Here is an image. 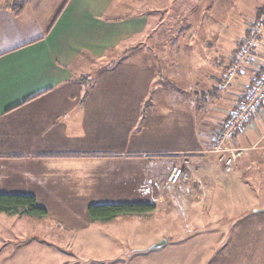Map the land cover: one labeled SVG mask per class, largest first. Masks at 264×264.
I'll list each match as a JSON object with an SVG mask.
<instances>
[{
  "label": "crops",
  "instance_id": "0c3cea01",
  "mask_svg": "<svg viewBox=\"0 0 264 264\" xmlns=\"http://www.w3.org/2000/svg\"><path fill=\"white\" fill-rule=\"evenodd\" d=\"M146 5L148 0H29L18 16L0 6V193L32 195L46 210L42 218L0 212V264H69L62 240L86 223L77 216L86 219L90 205L137 202L135 192L145 187L136 184V174L144 175L150 156L161 155L154 177L162 186L148 180L149 198L138 201L160 192L162 202L182 197L187 203L175 206L186 215L177 222L185 224L180 230L206 231L208 238L225 232L229 241L211 264H228V248L241 253L239 259L231 255V264H264V102L231 140L245 151L230 172L205 153L264 70L262 35L250 65L218 89L264 5L217 64L194 69L188 60L176 61L189 45L156 42L162 58H171L162 59V77L149 63L125 55L145 36L153 14ZM168 6L162 0V16ZM137 10L142 13L135 16ZM161 79L158 95L150 98ZM214 80L217 93L210 91ZM156 104L162 113L160 106L151 112ZM151 142L161 147L149 148ZM183 159L184 177L169 189L166 176ZM220 206L224 210L216 212ZM227 213L234 215L229 222ZM211 224L218 226L209 229ZM55 233L57 243L50 239ZM250 253L257 256L242 259Z\"/></svg>",
  "mask_w": 264,
  "mask_h": 264
},
{
  "label": "rangeland",
  "instance_id": "374dc122",
  "mask_svg": "<svg viewBox=\"0 0 264 264\" xmlns=\"http://www.w3.org/2000/svg\"><path fill=\"white\" fill-rule=\"evenodd\" d=\"M5 2L6 0L0 4L4 5ZM166 2H169V6L162 16V0H148L145 9L152 11L153 14L148 15L145 36L136 38L141 43L130 48L125 54L129 58H136V61L149 63L156 72L161 73V77L162 59L170 61L171 58H162V48H157L156 42L166 38L167 41L181 40L184 45H189L188 48L182 49L186 54L180 55L176 61L188 60L194 69L217 64L220 59L228 56L236 41L245 37L246 22L253 19L256 8L264 5V0H166ZM139 12L142 13L140 10L135 11V16H138ZM170 29L175 31L170 32ZM163 30H168L166 36L162 33ZM175 66L173 64V67ZM216 82L214 80L212 83L211 92L217 93ZM159 88H162V79L154 81L150 98L158 95ZM157 106H160L162 113V104L152 105L151 112L157 111ZM151 114L156 116V112ZM159 147L161 146L154 142L149 146L152 149ZM148 159L149 165L144 169V175L135 176L136 184L144 185L145 189L136 191L133 197L137 200L135 203L154 205L153 210L121 214L107 222L92 219L88 214L86 219L78 215L77 218L86 223L76 225L73 230L66 232L62 240L68 247L69 264H211L222 257L220 254L229 239L225 237V232L212 234L217 224L210 225L209 229H213L212 232L207 231L213 235L212 238L206 237V231L202 234H186L180 230L185 224L177 222H181V218L184 221L186 215L176 211L175 206H179L181 202L186 204V199L178 197L175 202H162L160 192L151 194L149 201H138L149 198L146 187L148 180L154 182V186L155 184L162 186L161 181L154 177L162 168V155L150 156ZM166 186L169 189L176 187ZM217 209L216 212L224 210L222 206ZM63 212L68 214L65 210ZM225 216L229 222L230 217L234 215L230 216L227 213ZM187 226L194 227L190 224ZM58 237L59 235L55 233L50 239L57 243ZM166 238L167 244L162 245ZM250 254H244L242 259L251 260L254 258L252 256H257L255 253ZM226 255V262L231 264V258L238 255L239 259L241 253L231 252L228 248Z\"/></svg>",
  "mask_w": 264,
  "mask_h": 264
},
{
  "label": "built area",
  "instance_id": "2783aa9c",
  "mask_svg": "<svg viewBox=\"0 0 264 264\" xmlns=\"http://www.w3.org/2000/svg\"><path fill=\"white\" fill-rule=\"evenodd\" d=\"M262 35H264V12L252 23L249 35L241 41L240 47L223 75L222 83L218 86L219 90L222 91L244 67L250 65L254 42ZM263 102L264 70L261 71L251 88L237 103L228 119L214 136L211 145L205 150V153L216 156L218 163L225 172H230L233 169L235 163L245 151V148L231 145V140L249 122L252 115L260 108ZM187 163L188 160L183 159L180 163L170 168L166 176L167 185L176 186L182 181L184 177L183 165Z\"/></svg>",
  "mask_w": 264,
  "mask_h": 264
},
{
  "label": "trees",
  "instance_id": "16d2710c",
  "mask_svg": "<svg viewBox=\"0 0 264 264\" xmlns=\"http://www.w3.org/2000/svg\"><path fill=\"white\" fill-rule=\"evenodd\" d=\"M3 1L4 0H0V3ZM28 2L29 0H6L4 5L0 4V6H4L13 15L18 16L22 13ZM263 10L264 7L258 9L257 19L262 15ZM248 35L249 34H247V36ZM153 208L154 205L149 203H110L90 205L87 208V214L92 219H99L107 222L121 214L144 213L153 210ZM0 212L9 215L18 214L37 218L46 216V210L36 205L34 196L25 194L0 193Z\"/></svg>",
  "mask_w": 264,
  "mask_h": 264
},
{
  "label": "water",
  "instance_id": "95a60500",
  "mask_svg": "<svg viewBox=\"0 0 264 264\" xmlns=\"http://www.w3.org/2000/svg\"><path fill=\"white\" fill-rule=\"evenodd\" d=\"M163 242H164V241H163ZM163 242H162V243H163ZM159 245H160V244H159Z\"/></svg>",
  "mask_w": 264,
  "mask_h": 264
}]
</instances>
